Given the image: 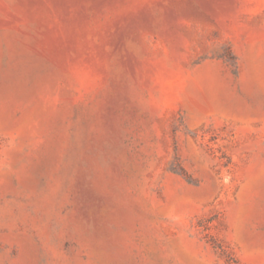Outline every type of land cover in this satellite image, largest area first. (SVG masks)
Listing matches in <instances>:
<instances>
[{"label":"rangeland","instance_id":"rangeland-1","mask_svg":"<svg viewBox=\"0 0 264 264\" xmlns=\"http://www.w3.org/2000/svg\"><path fill=\"white\" fill-rule=\"evenodd\" d=\"M0 264H264V0H0Z\"/></svg>","mask_w":264,"mask_h":264}]
</instances>
